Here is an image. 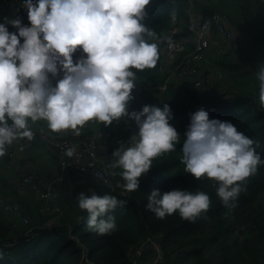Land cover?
Here are the masks:
<instances>
[{
	"label": "trees",
	"instance_id": "1",
	"mask_svg": "<svg viewBox=\"0 0 264 264\" xmlns=\"http://www.w3.org/2000/svg\"><path fill=\"white\" fill-rule=\"evenodd\" d=\"M4 1L19 0H0V22L19 17L23 24H30L26 9H11L7 4L3 6ZM214 3L213 0H197L194 5L197 18L202 19L212 12L221 13L226 17L225 25L237 32L238 37H243L245 47L233 53L228 41L223 39L220 48L212 49L206 71L212 76L215 92L206 96L211 99L218 94L222 99L218 106L208 110L209 118L230 121L238 131L253 141H259V146H254L264 158V98L261 97L260 81L256 75L264 64V57L261 56L264 51V0H231L227 9ZM187 6V0H150L145 8L147 15L143 23L156 33V37L148 38L149 41L161 37L171 23H183ZM6 26L11 32L17 31L10 24ZM185 28L184 24L182 29ZM184 32L187 33L186 30ZM191 48L188 45L186 50ZM170 61V56L162 53L155 67L132 69L136 73L135 87L133 98L128 102V111H139L144 105L163 108L167 103L173 114L169 123L180 136L175 149L154 157L149 171L139 178V188L128 191L126 195L111 192L100 181L68 167L60 180H56L54 174L46 176L48 181H52L48 211L41 209L44 201L32 191H25L30 198H19V215L6 212L0 205V250H6L2 257L11 254L15 257L6 264H88L87 261L92 264H133L126 256L127 249L147 236L158 239L165 264H264V164L258 165L254 174L238 182L241 191L234 207L222 203L216 192L218 182L213 178L202 176L197 179L185 171L181 148L190 115L193 110L195 112L199 98L190 83L180 78H173L168 90H160L159 86L166 77L160 67L169 66ZM210 68L215 71L212 73ZM58 78H51L52 83ZM96 127L103 134L101 142L106 148L104 158L108 174L116 189L124 188L122 169L112 166L118 157L112 154L122 145L121 150L127 147L126 139L132 135L134 128L120 125L110 137H105L101 124ZM92 131L79 134L83 136ZM35 132L34 142L20 154L33 151L41 143L37 138L38 131ZM9 151L11 149L3 155L8 160L12 158ZM43 152L51 160V165L57 168L55 173L58 172V154ZM37 181L42 186L44 181L39 175ZM173 188L206 192L211 200L209 209L190 221L178 212L159 218L145 207L151 190L168 191ZM2 190L0 188V194L7 200ZM81 191L88 195L93 192L100 195L108 193L126 201L123 207H117L111 213L117 225L115 231L100 234L87 226L88 213L79 207L76 198ZM55 206L60 211L53 210ZM22 217L28 218L26 224L21 222ZM50 219L53 220V227L48 231L43 225ZM13 222L17 223L15 229H12ZM211 222V229L199 236ZM29 232L36 234L30 237ZM13 238L19 242L4 247L3 244ZM187 244H191L192 248H185Z\"/></svg>",
	"mask_w": 264,
	"mask_h": 264
},
{
	"label": "clouds",
	"instance_id": "2",
	"mask_svg": "<svg viewBox=\"0 0 264 264\" xmlns=\"http://www.w3.org/2000/svg\"><path fill=\"white\" fill-rule=\"evenodd\" d=\"M150 0H23L30 24L17 17L0 22V156L18 136L31 140V121L46 120L54 131L73 129L96 119L111 124L127 116L138 131L128 147L113 152V167L122 169L127 191L139 188V178L149 171L152 159L173 151L180 136L169 123L170 106L144 105L128 111L135 87L133 68L155 67L160 57L156 33L143 23ZM175 18V13H173ZM6 24L17 31L11 32ZM22 38V41H21ZM169 47L173 46L167 37ZM80 49L86 56L73 59ZM62 73V75H60ZM264 98V64L256 73ZM59 76L55 83L53 77ZM220 103V102H219ZM219 103L216 105L218 106ZM215 106V107H216ZM11 121V123H9ZM253 141L230 121L209 118L203 108L191 113L182 143L185 171L218 182L217 195L235 206L245 178L264 164ZM75 147L67 149L72 156ZM78 205L88 213L87 226L100 234L115 231L111 213L126 201L116 196L81 191ZM204 191L153 189L145 207L164 218L174 212L195 220L209 209ZM3 256L0 250V257Z\"/></svg>",
	"mask_w": 264,
	"mask_h": 264
},
{
	"label": "built area",
	"instance_id": "3",
	"mask_svg": "<svg viewBox=\"0 0 264 264\" xmlns=\"http://www.w3.org/2000/svg\"><path fill=\"white\" fill-rule=\"evenodd\" d=\"M197 0H187L188 6L185 11V20L183 23H171L164 31L163 35L155 40L159 45L160 55L165 53V56H170V63L167 66L160 67L161 71L166 73L163 83L159 86L161 91H166L169 88V83L173 78H180L185 82L190 83L191 87L197 93L199 102L195 111L198 109L209 110L216 106L222 99L218 94L211 99L206 94H210L209 90L214 87L213 79L207 70V63L210 48L212 44L219 47L222 46V39L228 41V45L233 53H238L245 47L243 37L233 29L225 25L226 17L219 12H212L210 15L198 19L194 11V5ZM200 1V0H199ZM214 1V0H213ZM11 9H25L23 7V0L13 1L6 3ZM185 24V29L183 25ZM184 30L187 31L184 32ZM184 32V33H182ZM186 33V34H185ZM167 37H171L173 46L169 47ZM152 42V41H150ZM188 45H191L190 50H186ZM86 56L81 50L73 53V57L77 59L81 56ZM218 92V91H217ZM194 112V110H193ZM11 123V122H10ZM101 124L105 137H110L112 132L120 125L130 126L134 128V132L126 139L127 147L131 143V137L138 131L137 125L134 120L127 116L113 120L111 124L106 125L96 119L87 121L83 126H78L79 131L71 128L54 131L48 127V122L43 119L31 121L29 118L28 127L33 131L34 136L31 140L26 137L18 136L13 142L7 146L11 151L23 152L27 150L36 139V132L38 131L37 138L42 143L44 150L48 153H57L59 156V171L54 174L56 180L63 177V173L68 167L76 169L80 174L87 175L94 178L109 188L111 192H119L121 195H126L128 191L125 188L116 189L112 182L105 162V146L102 145L103 134H101L96 127ZM93 130L81 136V132ZM75 147V152L72 156H68L67 149ZM38 176L34 172L22 173L18 183L19 189L25 191H32L44 201L42 210L48 211V200L51 195L52 181L39 185ZM0 205L6 212L18 214L20 212L19 205L12 202L9 198L4 200L0 194ZM55 211H60L59 207L53 208ZM21 222L26 224L27 217H22ZM17 227V223H12V229ZM48 231L53 227V220H48L44 225ZM35 232H29L31 237ZM19 242L17 238L5 242L4 247L11 246ZM6 253V250L2 251ZM126 256L132 261L133 264H165L164 252L161 244L155 236H147L139 243L132 245L126 251ZM141 260V262H140ZM88 264L92 262L87 261Z\"/></svg>",
	"mask_w": 264,
	"mask_h": 264
},
{
	"label": "crops",
	"instance_id": "4",
	"mask_svg": "<svg viewBox=\"0 0 264 264\" xmlns=\"http://www.w3.org/2000/svg\"><path fill=\"white\" fill-rule=\"evenodd\" d=\"M38 145H40V147H38ZM43 151L44 150L41 143H38L33 151L31 150L27 153L20 154L21 152H17L14 150L9 151V155L12 156L10 160L5 158L4 156H0V160L2 159L4 161L5 166H7L8 168L12 167L11 172L13 173V175H9V173L7 172L5 176L6 181L0 184V188L3 189V193L6 194L10 200L18 203L19 198H30V195L25 192V190L19 189L18 181L22 173L32 171L38 173V175L40 176V180L44 181L41 182L42 185L48 182V178H46L48 174H55L57 168L51 165V160L46 157V154ZM14 152L17 153L14 154ZM14 197L16 199H14Z\"/></svg>",
	"mask_w": 264,
	"mask_h": 264
},
{
	"label": "rangeland",
	"instance_id": "5",
	"mask_svg": "<svg viewBox=\"0 0 264 264\" xmlns=\"http://www.w3.org/2000/svg\"><path fill=\"white\" fill-rule=\"evenodd\" d=\"M217 1H219V0H214V5H217L219 8H222V9H227V8H229V6H230V1L231 0H220V2H219V4H217L216 2ZM221 14V13H220ZM221 47V46H220ZM218 45H216V44H212V46H211V48H210V54H212L213 53V50L214 49H218V48H220ZM214 48V49H213ZM213 49V50H212ZM211 51H212V53H211ZM261 56L262 57H264V51H263V53H261ZM73 59H74V61L77 59V57L76 56H74L73 57ZM207 64H209V60L207 61ZM206 64V65H207ZM209 66V65H208ZM211 69V68H210ZM211 71H212V73L215 71L214 69H211ZM209 92L210 93H213V92H215V88L214 87H212L211 88V90H209ZM117 140H115V142H116ZM17 152H14V154H16ZM11 170H12V167L11 168H8L7 166H5L4 165V161L1 159L0 160V184L1 183H4L6 180H5V176H6V174H7V172L9 173V175H13V173L11 172ZM2 178V179H1ZM4 178V179H3ZM18 179H19V177H18ZM18 181V180H17ZM14 199H16L15 197H14ZM227 215H229V216H232V214L231 213H228ZM215 221V220H214ZM213 221V222H214ZM213 222H211L209 225H208V227L206 228V230L205 231H203V232H201L200 234H199V236L200 235H204L209 229H211L210 227H211V225H212V223ZM230 223H231V221H230ZM185 248H187V249H190V248H192V246H191V244H187L186 246H185ZM22 254H20L18 257H20ZM15 257L11 254V255H8V256H4V257H2L1 259H0V264H6V263H8V261L9 260H11V259H14Z\"/></svg>",
	"mask_w": 264,
	"mask_h": 264
},
{
	"label": "water",
	"instance_id": "6",
	"mask_svg": "<svg viewBox=\"0 0 264 264\" xmlns=\"http://www.w3.org/2000/svg\"><path fill=\"white\" fill-rule=\"evenodd\" d=\"M5 5H6V2L4 1V2H3V6H5Z\"/></svg>",
	"mask_w": 264,
	"mask_h": 264
}]
</instances>
